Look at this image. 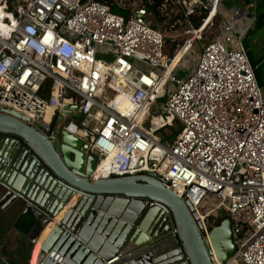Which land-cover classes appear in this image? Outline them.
I'll use <instances>...</instances> for the list:
<instances>
[{"label":"built area","instance_id":"built-area-1","mask_svg":"<svg viewBox=\"0 0 264 264\" xmlns=\"http://www.w3.org/2000/svg\"><path fill=\"white\" fill-rule=\"evenodd\" d=\"M225 1L164 0L190 27L170 56L144 7L124 18L93 0H0V106L43 133L65 105L77 107L64 129L97 157L93 179L149 173L184 196L204 228L225 209L236 245L228 264H264V93L244 46L256 16ZM216 18L218 36L182 77L180 64ZM176 123L178 136L162 143L158 134ZM207 196L211 209L201 208Z\"/></svg>","mask_w":264,"mask_h":264},{"label":"water","instance_id":"water-1","mask_svg":"<svg viewBox=\"0 0 264 264\" xmlns=\"http://www.w3.org/2000/svg\"><path fill=\"white\" fill-rule=\"evenodd\" d=\"M72 111L77 107L65 105L43 133L0 106V209L19 210L26 228L38 233L34 247L53 224L37 264H214L209 242L219 264L234 258L230 217L205 229L184 196L149 173L93 179L97 157L64 129Z\"/></svg>","mask_w":264,"mask_h":264},{"label":"rangeland","instance_id":"rangeland-1","mask_svg":"<svg viewBox=\"0 0 264 264\" xmlns=\"http://www.w3.org/2000/svg\"><path fill=\"white\" fill-rule=\"evenodd\" d=\"M229 0L225 1L227 3ZM241 1V5H245V0H238ZM138 7L136 3L133 4L134 7ZM171 10V9H170ZM171 12L177 16L176 12ZM200 12H197V15H199ZM171 17V16H170ZM173 20V18H169L168 20L163 21L162 23H159L156 21L153 17L148 15V21L151 24V26L158 32L161 33V35L164 38L165 46H166V52L171 56L174 55V53L180 51L186 41L191 39V37L188 35V31L190 30L189 25L187 23H184L183 21L175 20L173 23H170ZM193 26V24H192ZM219 26H220V20L218 18L214 19L212 23L209 25V27L203 32L201 40L196 41L193 45L192 51L186 55L184 58V61L180 64V75L182 77L189 73L195 66V63L197 62L198 57L200 56L202 47L207 44L208 42L214 40L218 34H219ZM261 34V35H260ZM246 41L248 42V53L251 58V60L255 61V63L258 64V68L260 69V76L264 80V61L262 63H259L258 61L263 57L264 60V28L263 31H254L249 33V35L246 37ZM107 59V58H106ZM263 89V88H262ZM264 92V90H263ZM165 99H161L159 101V104L162 106L165 103ZM181 131V125L176 123L173 128H168L162 130L158 137L162 141V143H171L175 140V138L178 136L179 132ZM214 198L211 196H207L201 204V208H207L211 209L213 207ZM226 210L220 209L212 218L209 219V221L214 222L217 224L221 223L226 218ZM38 234V233H37ZM36 232L32 233V238L29 240V247H34V244L32 243V239H34L37 236ZM20 238V237H19ZM18 238V239H19ZM21 242V241H20Z\"/></svg>","mask_w":264,"mask_h":264},{"label":"crops","instance_id":"crops-1","mask_svg":"<svg viewBox=\"0 0 264 264\" xmlns=\"http://www.w3.org/2000/svg\"><path fill=\"white\" fill-rule=\"evenodd\" d=\"M263 28L256 26L252 32L263 31ZM180 58L181 55L176 58L174 65H176ZM250 61L253 66L258 68V64L255 61ZM263 61V57H261L258 62L262 63ZM258 82L264 90V80L260 78ZM19 213L17 208H12L7 212H3L0 209V264H37L40 247L52 229L51 225L45 229L34 250H32V247L30 248L28 245L32 232L26 228L28 221L22 219Z\"/></svg>","mask_w":264,"mask_h":264},{"label":"trees","instance_id":"trees-1","mask_svg":"<svg viewBox=\"0 0 264 264\" xmlns=\"http://www.w3.org/2000/svg\"><path fill=\"white\" fill-rule=\"evenodd\" d=\"M16 1L17 0H8L10 7ZM83 1L87 2L90 0H83ZM93 1H98L103 4H106L107 6L110 7L111 12L113 14L124 18H128L130 16V14L133 11V4L136 3L138 7H144L147 10L148 15L153 17L159 23H162L163 21L168 20L171 17L173 18V20L170 23H173L175 20L179 19V17H177L171 12L170 10L171 8L168 7L167 4H164V0H93ZM240 2L241 1L238 0H229L227 3H225V6L228 8L232 6L247 8L251 15L256 16V23L254 25V28L256 26H258V28L264 27V0H245L244 2L247 5L246 7L245 5H241ZM198 12H200L199 15L196 14L190 19L191 24H193L195 28H199L202 25L203 20L206 19L208 14V11L203 8L200 9ZM253 29L251 30V32L253 31ZM244 46L246 49H248V42L246 41V39L244 41ZM253 67L255 69L256 78L259 81L261 78L259 72L260 69L255 66Z\"/></svg>","mask_w":264,"mask_h":264},{"label":"bare ground","instance_id":"bare-ground-1","mask_svg":"<svg viewBox=\"0 0 264 264\" xmlns=\"http://www.w3.org/2000/svg\"><path fill=\"white\" fill-rule=\"evenodd\" d=\"M180 62V60L176 63V65ZM120 110L127 116H130L132 115V112H133V108L130 107V106H127L125 104V107H119ZM104 173V170L102 169V167H100L96 173V176H100ZM77 198L78 197H75L69 204L68 206L63 210L62 212V215L59 216V218H57L56 222L59 221L66 213H68V211L71 209V207H73V205H75L76 201H77ZM200 217V216H199ZM201 219V218H200ZM51 226L53 227V225L51 224ZM208 240H209V233H208ZM210 244V247H211V251H212V260L215 262L214 264H219L218 260H217V257L215 255V252L213 250V246L211 245V243L209 242ZM42 247V246H41ZM41 247H40V250H41ZM40 252V251H39Z\"/></svg>","mask_w":264,"mask_h":264},{"label":"flooded vegetation","instance_id":"flooded-vegetation-1","mask_svg":"<svg viewBox=\"0 0 264 264\" xmlns=\"http://www.w3.org/2000/svg\"><path fill=\"white\" fill-rule=\"evenodd\" d=\"M32 237V236H31Z\"/></svg>","mask_w":264,"mask_h":264}]
</instances>
